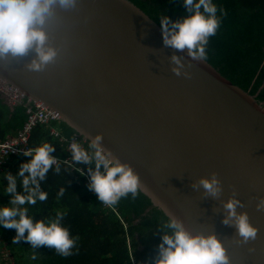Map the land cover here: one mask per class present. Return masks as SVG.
Masks as SVG:
<instances>
[{
  "label": "water",
  "instance_id": "95a60500",
  "mask_svg": "<svg viewBox=\"0 0 264 264\" xmlns=\"http://www.w3.org/2000/svg\"><path fill=\"white\" fill-rule=\"evenodd\" d=\"M47 31L55 62L32 72L26 65L35 52L0 60V81L83 137L102 134L103 147L140 175L153 206L193 233L215 232L230 264H264V211L256 210L264 197V102L207 60L165 47L161 28L128 0H78L58 8ZM173 54L191 78L172 73ZM212 172L222 182L219 198L191 187ZM233 191L245 205L237 211L258 230L247 244L222 223Z\"/></svg>",
  "mask_w": 264,
  "mask_h": 264
},
{
  "label": "clouds",
  "instance_id": "9594fccd",
  "mask_svg": "<svg viewBox=\"0 0 264 264\" xmlns=\"http://www.w3.org/2000/svg\"><path fill=\"white\" fill-rule=\"evenodd\" d=\"M77 4L78 0H0V60L6 61L9 57L19 59L35 52V57L26 67L32 72L44 71L58 56L56 48L49 44V22L56 17L58 8L67 11ZM183 7L186 14L175 21L166 14L161 15L163 44L177 52L186 51L193 61L203 62L207 59L210 38L217 34L222 17L227 12L214 4L213 0H183ZM170 64L173 65L171 71L174 75L191 78L189 73L183 71L185 65L181 56L173 54ZM85 139L89 141L87 148L75 137L72 138L69 145L71 163L68 160L63 163L82 176L85 175L84 168L74 166H88L90 183L87 187L97 195L100 203L111 207L122 198L131 195L135 199L142 191H147L134 168L122 163L119 157L103 147L102 134L94 138L86 136ZM55 151L50 143L22 150L21 154L31 159L19 165L16 175L7 171L3 173V179L8 182L4 195L11 199L8 204L0 206V225L16 230L14 244L25 241L33 249L47 246L55 249L58 255L69 257L73 255L79 237L73 238L69 229L62 225L66 213L57 212L54 219L45 222L43 219L35 220L25 207L48 199L42 182L46 181L53 166L57 175L61 173V161L52 155ZM18 185L22 187V192L18 191ZM191 187L196 191L202 188L205 197L219 198L223 191L217 172L199 178ZM65 191L66 188L61 187L58 198L63 197ZM236 197L237 193L233 191L232 196L222 202L226 213L222 223L236 229V236L241 238L237 240L238 243L247 244L257 239L258 230L250 223L247 212L237 211L245 205ZM256 210L264 211V197L258 198ZM164 214L167 220L159 229L163 233L162 242L152 264H230L227 250L215 232L208 235L193 233L182 220L167 210H164Z\"/></svg>",
  "mask_w": 264,
  "mask_h": 264
},
{
  "label": "trees",
  "instance_id": "16d2710c",
  "mask_svg": "<svg viewBox=\"0 0 264 264\" xmlns=\"http://www.w3.org/2000/svg\"><path fill=\"white\" fill-rule=\"evenodd\" d=\"M161 28L160 17L168 15L173 21L186 14L183 0H128ZM226 10L217 34L210 38L207 46V61L234 84L255 95L264 102V0H213ZM220 13L218 12V16ZM27 119L26 105L20 102L10 105L0 94V141L16 135ZM61 133L71 138L76 131L60 123ZM43 143L53 144L52 153L60 159L61 173H55V166L48 173L42 189L48 193L44 202L35 206L25 205L35 220L54 219L57 212L66 213L62 225L67 227L73 238L79 237L73 255L63 257L47 246L33 249L29 243H13L16 230L0 225V264H10L1 257V249L8 248L12 264H152L163 233L159 231L166 222L164 213L153 206L142 193L133 199L131 195L122 198L116 205L106 207L87 185V165L80 175L64 164L70 158L66 144H61L44 125H37L29 138L31 148ZM88 144V143H87ZM87 148V146H86ZM31 158L21 153L11 155L0 171V206L10 202L4 195L7 180L4 172L16 175L19 165ZM94 168V165H93ZM19 184V180H18ZM61 187L66 188L63 197L58 198ZM18 191L23 189L18 185ZM27 235V233H25ZM35 256V259L33 257Z\"/></svg>",
  "mask_w": 264,
  "mask_h": 264
},
{
  "label": "built area",
  "instance_id": "2783aa9c",
  "mask_svg": "<svg viewBox=\"0 0 264 264\" xmlns=\"http://www.w3.org/2000/svg\"><path fill=\"white\" fill-rule=\"evenodd\" d=\"M0 94L5 96L10 105H16L20 102L25 103L27 113V119L19 132L13 136H7L5 140L0 141V171L2 165L11 155L20 154L22 150H28L31 148L29 145V138L32 130L39 124L47 127L49 129V134L57 138L61 144H66L67 150H69V145L73 137H75L76 141L80 142L86 148L89 141L85 139V137L76 132L71 138H67L61 133V122L59 120L38 107V105L22 94L17 93L9 86L3 84L2 81H0ZM66 160L71 163L70 158L64 159V161Z\"/></svg>",
  "mask_w": 264,
  "mask_h": 264
},
{
  "label": "rangeland",
  "instance_id": "374dc122",
  "mask_svg": "<svg viewBox=\"0 0 264 264\" xmlns=\"http://www.w3.org/2000/svg\"><path fill=\"white\" fill-rule=\"evenodd\" d=\"M2 96V95H1ZM4 98H5V96H3ZM5 100H6V98H5ZM6 102H8L7 100H6ZM1 257H2V259L4 260H6V261H8L10 264H12L13 262H12V256H11V254H10V252H9V250H8V248L6 247V248H2L1 249Z\"/></svg>",
  "mask_w": 264,
  "mask_h": 264
}]
</instances>
